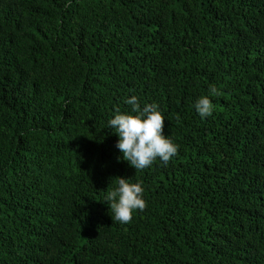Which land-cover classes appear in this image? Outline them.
Returning <instances> with one entry per match:
<instances>
[{"label":"trees","instance_id":"trees-1","mask_svg":"<svg viewBox=\"0 0 264 264\" xmlns=\"http://www.w3.org/2000/svg\"><path fill=\"white\" fill-rule=\"evenodd\" d=\"M133 95L167 164L116 146ZM118 177L144 188L130 224ZM0 264H264V0H0Z\"/></svg>","mask_w":264,"mask_h":264},{"label":"clouds","instance_id":"clouds-1","mask_svg":"<svg viewBox=\"0 0 264 264\" xmlns=\"http://www.w3.org/2000/svg\"><path fill=\"white\" fill-rule=\"evenodd\" d=\"M220 95V90L212 85L209 94L201 96L194 107L201 118L210 117L214 104L209 96ZM131 106L130 113H120L108 121L109 128L118 135L117 148L136 171L150 167L158 158L167 164L178 153V145L164 135L165 118L156 103L145 104L142 108L135 95L126 100ZM141 183H130L128 179L118 177L117 187L109 190L104 197L112 219L122 225L130 224L133 214L144 211L147 203L143 198Z\"/></svg>","mask_w":264,"mask_h":264}]
</instances>
